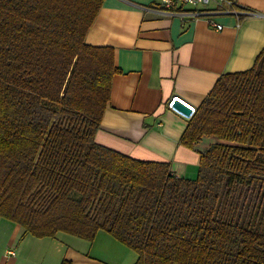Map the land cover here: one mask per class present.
Here are the masks:
<instances>
[{"label": "trees", "instance_id": "16d2710c", "mask_svg": "<svg viewBox=\"0 0 264 264\" xmlns=\"http://www.w3.org/2000/svg\"><path fill=\"white\" fill-rule=\"evenodd\" d=\"M101 2L0 0V217L36 238L104 230L135 264H264V48L188 119L182 142L216 140L181 178L95 141L120 72L85 42Z\"/></svg>", "mask_w": 264, "mask_h": 264}, {"label": "crops", "instance_id": "0c3cea01", "mask_svg": "<svg viewBox=\"0 0 264 264\" xmlns=\"http://www.w3.org/2000/svg\"><path fill=\"white\" fill-rule=\"evenodd\" d=\"M233 1V12L214 0L191 17L156 0H102L85 42L112 48L120 72L112 78L97 143L196 178L201 153L216 139L182 142L190 117L170 101L178 96L195 110L222 74L254 66L264 48V0ZM137 257L104 230L91 240L62 232L36 238L0 217V264H135Z\"/></svg>", "mask_w": 264, "mask_h": 264}, {"label": "built area", "instance_id": "2783aa9c", "mask_svg": "<svg viewBox=\"0 0 264 264\" xmlns=\"http://www.w3.org/2000/svg\"><path fill=\"white\" fill-rule=\"evenodd\" d=\"M156 1L163 9H166L174 13H180L182 15H188L194 17L199 13V10H197L198 8L205 7L214 0H156ZM221 1H225L226 5L229 7V9L232 12L235 11L233 7L234 4L233 0H221ZM178 8H182V9L179 11H175ZM210 23L213 24L216 30H220L222 28L221 24L214 23L211 21Z\"/></svg>", "mask_w": 264, "mask_h": 264}, {"label": "water", "instance_id": "95a60500", "mask_svg": "<svg viewBox=\"0 0 264 264\" xmlns=\"http://www.w3.org/2000/svg\"><path fill=\"white\" fill-rule=\"evenodd\" d=\"M170 107L187 118L191 117L194 113V108L178 96L172 98L170 101Z\"/></svg>", "mask_w": 264, "mask_h": 264}]
</instances>
